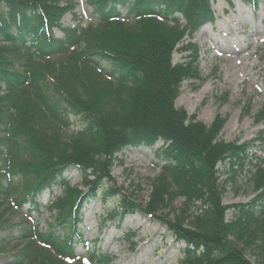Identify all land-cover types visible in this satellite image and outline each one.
Returning <instances> with one entry per match:
<instances>
[{"label":"trees","instance_id":"obj_1","mask_svg":"<svg viewBox=\"0 0 264 264\" xmlns=\"http://www.w3.org/2000/svg\"><path fill=\"white\" fill-rule=\"evenodd\" d=\"M243 1L251 5L257 2ZM210 2L87 0L95 25L104 32L125 26L130 29L127 34L135 31L122 47L104 48L89 37L92 24L63 27L59 23L61 15L74 5H61L57 0H0V231L13 228L8 225V215L13 211L26 208L28 217L39 214L45 193L49 194L47 209L56 215L55 224L50 223L45 231L32 219H22L23 226L11 237L25 245L6 261L8 264H37L32 241L60 258L71 259L77 256V245L81 244V254L90 264H109L110 257L96 250L98 237L84 239V210L90 200L105 202L112 198L115 205L106 208L101 220H118L117 226L125 217L142 211L113 189L106 169L113 153L152 147L157 141L162 142L157 154L163 163L152 200L180 195L185 204H201L187 226L183 216L172 223L159 219L171 237L183 244L177 264H264V180L249 201L221 207L218 199L222 188H217L212 168L224 160L232 165L244 164V146L216 140L218 125L209 129L185 124V114L173 105L181 80L194 76L197 48L193 47L192 36L212 21ZM184 35L189 39L184 49L187 58L184 63L172 64L174 45ZM77 47L84 49L85 63L95 67L107 83L105 89L99 81L72 75L79 95L87 102V129L81 137L93 138L90 148L105 159V165L84 158L85 149L51 152L42 141L41 147H36L37 140L20 125L18 92L26 90L56 125L70 127L62 95L74 99L36 66L41 59L66 55ZM73 168L84 178V191L68 186ZM228 208L233 217L226 220ZM148 210L142 212L153 216ZM132 232L125 229L122 239H130ZM88 242L91 247H87ZM246 248L255 251V263L244 256Z\"/></svg>","mask_w":264,"mask_h":264},{"label":"rangeland","instance_id":"obj_2","mask_svg":"<svg viewBox=\"0 0 264 264\" xmlns=\"http://www.w3.org/2000/svg\"><path fill=\"white\" fill-rule=\"evenodd\" d=\"M57 2L61 5H74L61 15L59 23L62 26L92 24L89 37L104 48L122 47L135 32L127 34L130 29L126 26L109 33L104 32L99 25H95V16L87 0ZM210 4L213 9L212 21L192 36L193 47L197 48L194 53V76L181 80L173 105L185 114V124L203 125L209 129L218 125L216 140L244 146L247 155L244 164L232 165L224 160L212 168L215 172L214 182L217 188H222L218 200L220 206L225 208L252 199L258 191L259 183L264 180V0H257L254 6L241 0H212ZM180 22L184 23L183 20ZM54 34L60 36L58 30ZM187 42L189 39L184 35L174 45L170 56L172 64L185 62L188 53L184 49L189 46ZM83 54V48H73L66 55L41 59L36 66L53 84L62 86L74 99L69 100V97L62 95L67 104L71 126L62 129L56 125L26 90L18 92L21 100L20 125L37 140L36 147H41L42 141L51 152L85 149L84 158L105 165V159L90 148L93 138L81 137V133L87 129V114L84 111L87 102L84 96L79 95L72 75H83L86 79L88 77L99 81L102 88L107 87L106 79L95 67L85 63ZM231 58L236 60L231 62ZM161 145L162 142L158 141L152 147L121 149L109 157L106 169L113 189L133 201L139 210L150 208L148 211L153 216L137 210L117 226L118 220L99 221L101 205L98 200L91 202L84 211V239L98 237L96 250L108 253L111 257L109 264H177L182 256L180 249L183 244L171 237L166 224L159 219L172 223L183 216L182 222L187 226L199 212L201 204H185V198L180 195L152 200L151 195L159 186L161 177L159 166L163 162L157 154ZM91 152H94L93 156H90ZM250 161L255 162L253 164ZM255 164H259L258 168ZM72 170L68 175L70 189L84 190L81 172L78 169ZM114 205V199L108 198L106 208H113ZM22 216L21 212H11L8 223L15 226L0 231V239L4 240L0 242V264H8L6 261L13 259L12 255L25 245V242L11 237L16 229L22 227ZM232 217L233 212L226 209L224 219ZM33 219L43 229H47L50 223L55 224L54 214L48 210L42 211L41 216L34 215ZM125 229L133 230L128 240L122 239ZM65 232L62 230V233ZM31 243L37 264H89L85 258H60L37 241ZM87 247H91V242L87 243ZM244 251V256L253 263L255 251L252 248ZM81 252H84V248L78 244L77 253Z\"/></svg>","mask_w":264,"mask_h":264},{"label":"bare ground","instance_id":"obj_3","mask_svg":"<svg viewBox=\"0 0 264 264\" xmlns=\"http://www.w3.org/2000/svg\"><path fill=\"white\" fill-rule=\"evenodd\" d=\"M230 60H231V62H233V61H235L236 59H234V58H231Z\"/></svg>","mask_w":264,"mask_h":264}]
</instances>
